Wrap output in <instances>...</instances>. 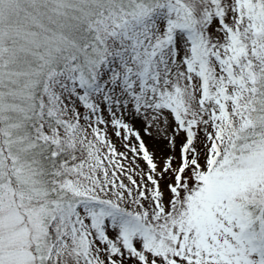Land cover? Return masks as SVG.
I'll return each mask as SVG.
<instances>
[{"label": "snow or ice", "instance_id": "obj_1", "mask_svg": "<svg viewBox=\"0 0 264 264\" xmlns=\"http://www.w3.org/2000/svg\"><path fill=\"white\" fill-rule=\"evenodd\" d=\"M0 264H264V0H0Z\"/></svg>", "mask_w": 264, "mask_h": 264}, {"label": "rangeland", "instance_id": "obj_2", "mask_svg": "<svg viewBox=\"0 0 264 264\" xmlns=\"http://www.w3.org/2000/svg\"><path fill=\"white\" fill-rule=\"evenodd\" d=\"M143 135V133H142ZM145 142L146 144H148L150 150H154L157 152V155L159 156L161 154V151L164 147V142H158L156 140H154L151 136H144ZM121 151H123L124 149L121 148Z\"/></svg>", "mask_w": 264, "mask_h": 264}]
</instances>
